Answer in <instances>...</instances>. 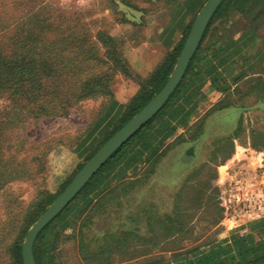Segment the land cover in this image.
<instances>
[{"label": "rangeland", "instance_id": "rangeland-1", "mask_svg": "<svg viewBox=\"0 0 264 264\" xmlns=\"http://www.w3.org/2000/svg\"><path fill=\"white\" fill-rule=\"evenodd\" d=\"M182 1L0 0V52L22 48L42 76L37 102L21 100L13 84L0 95L1 120L9 105L24 106L0 130V264H18L30 229L113 133L120 119L108 122L111 87L127 71L126 52ZM207 1L195 0L193 23ZM213 43H226V63L213 62L219 89L212 77L200 84L202 95L210 84L224 97L216 111L237 110L230 137L227 128L212 134L203 119H188L180 127L188 136L167 142L151 162L131 146L54 221L47 241L55 264H177L196 248L233 264L239 259L226 252L235 238L264 251V3L232 10L204 47ZM39 107L66 113L36 120ZM187 140L200 141L190 154L199 162L178 185L162 184L158 163Z\"/></svg>", "mask_w": 264, "mask_h": 264}, {"label": "trees", "instance_id": "trees-1", "mask_svg": "<svg viewBox=\"0 0 264 264\" xmlns=\"http://www.w3.org/2000/svg\"><path fill=\"white\" fill-rule=\"evenodd\" d=\"M263 4L264 0H224L223 3L218 8L214 17L212 18L208 29L206 31L203 42L194 56L190 67L187 71V74L183 82L178 87L177 91L172 96L169 103L161 110V112L149 122L142 130L137 132L119 151H117L114 156L104 165V167L96 174V176L87 184V186L82 190L78 199L81 195L86 193L90 187L100 179L106 170H108L114 163L120 160L127 152L131 149V146L137 147V152L134 155L137 158L146 157L145 162H151L157 157V153L161 150L169 138L175 135L178 131V128L184 126L188 119L191 117L193 112H195L199 106L205 101V97L202 95V85L201 81L206 78L212 81L213 88L216 87L221 79V74H218L219 65L223 66V63H226L227 58H219L222 53L226 51V43L220 44L217 46L215 43L205 48L204 43L210 36V31L213 26H215L221 19H223L227 14L232 10H238L241 13H246L248 8H251V5ZM254 29V28H253ZM188 34V33H187ZM186 34V36H187ZM186 38V37H185ZM184 41L179 48L174 52L168 55L164 63L155 71L151 78L142 84L141 93L131 102V104L125 109L122 117L117 122L116 127L114 128L113 133L107 137L104 141L106 143L114 134H116L120 129H122L132 118H134L142 109H144L154 98L155 96L163 89L165 84L168 81L169 76L171 75L178 56L182 50ZM219 61V65L216 67L213 65L214 61ZM35 62L38 60H32L27 57L23 49L12 54H5L0 52V95L7 96L8 87L10 84H13L15 92L17 93L21 100H30L37 102V99L42 97L41 95V77H39V69H32ZM125 64L127 66L126 60ZM211 66L209 68L208 66ZM41 66V64H40ZM125 75H130L128 66ZM50 78V77H46ZM31 86V89L28 91L24 90V87ZM10 88V87H9ZM217 90L219 87H216ZM10 93V97L6 99L9 101L10 98L16 96V94ZM184 94H187V98L184 100V106L178 105V99ZM200 96L201 99H200ZM24 97V98H23ZM52 101V100H51ZM51 103H54L52 101ZM53 105V104H52ZM178 106V107H176ZM175 108V109H174ZM186 108H189L186 111ZM24 106L20 110L13 109L10 105L7 107V112L4 115V119L0 118V130L2 127V132H5V129L9 126H13L18 117H15V114H20ZM30 112V110H29ZM66 113L65 110L52 108L39 107L38 109L31 112L34 119H39L40 117L46 116H58L60 114ZM169 115L170 119L178 120V123L175 126H171L170 123H166L163 128L167 131V136L164 137L160 142L157 141V134H152V130L156 126V122L159 118H162L165 115ZM19 116V115H17ZM180 117V118H179ZM179 118V119H178ZM103 143V144H104ZM159 164V163H158ZM1 179V178H0ZM75 199V200H76ZM54 200V199H53ZM50 201V204L53 202ZM45 209L42 210V212ZM67 210V209H66ZM66 210L60 214L54 221L60 219ZM54 221L44 229L41 234L36 239L34 244V256L36 264H55V260L50 253L49 241H47L49 234L51 233L50 229ZM193 254H197L192 260L181 261L182 255L175 257L177 264H223L224 260L221 259L219 253L210 252L209 254H201L199 248L194 249ZM192 252L188 253L191 254ZM234 253V256H231L230 260L239 259L238 262H232L233 264H259L264 262V251L260 252L259 248L252 244L246 245V241L243 239L235 238L232 248L226 252ZM180 260H178V259ZM170 263V261H169ZM18 264H23L22 258V247H18ZM160 264V263H154Z\"/></svg>", "mask_w": 264, "mask_h": 264}, {"label": "crops", "instance_id": "crops-1", "mask_svg": "<svg viewBox=\"0 0 264 264\" xmlns=\"http://www.w3.org/2000/svg\"><path fill=\"white\" fill-rule=\"evenodd\" d=\"M196 12L195 0H183L168 14L165 22L156 24L148 30L149 38L126 52L125 59L130 75L119 74L112 84L113 113L109 115V123L112 124L113 121L122 117L125 109L141 93L142 84L151 78L169 54L181 46L190 30ZM203 94L205 101L193 112L189 118V125L193 126L203 119L205 131L212 134L218 133L219 128L223 127L227 128L228 131L225 134L230 137L237 124V110L226 108L216 111L224 97L219 92L211 90L210 84L205 86ZM186 95L184 94L177 100L179 106H184L183 102L187 98ZM188 109L186 108V111ZM166 123L175 126L178 120L170 119L167 114L157 120L152 134H157V141L159 142L167 136V131L165 127L163 128ZM181 136L187 137L188 135L186 130L179 127L177 133L171 136L168 142H175ZM199 142L187 140L174 147L167 157L158 164L157 180L171 187L181 183L183 178L196 167L201 158V155H195L193 159H190V154L193 153L194 147Z\"/></svg>", "mask_w": 264, "mask_h": 264}, {"label": "water", "instance_id": "water-1", "mask_svg": "<svg viewBox=\"0 0 264 264\" xmlns=\"http://www.w3.org/2000/svg\"><path fill=\"white\" fill-rule=\"evenodd\" d=\"M224 0H208L196 17L184 46L179 54L174 69L163 89L155 98L132 118L122 129L107 141L99 151L84 165L61 195L30 229L22 247L23 264H36L34 244L44 231L82 192L104 165L137 132L151 122L169 103L180 84L183 82L190 64L199 50L208 26ZM264 264V262L259 263Z\"/></svg>", "mask_w": 264, "mask_h": 264}]
</instances>
